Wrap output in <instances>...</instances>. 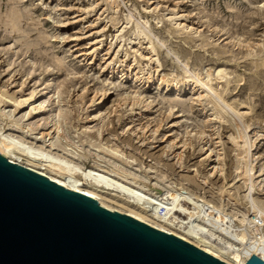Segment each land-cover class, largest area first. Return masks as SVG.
Returning <instances> with one entry per match:
<instances>
[{
  "label": "rangeland",
  "instance_id": "1",
  "mask_svg": "<svg viewBox=\"0 0 264 264\" xmlns=\"http://www.w3.org/2000/svg\"><path fill=\"white\" fill-rule=\"evenodd\" d=\"M150 44L158 59L136 50ZM205 84L222 94L231 123L201 98ZM0 90L22 101L0 104L1 133H53L62 107L53 153L177 187L178 207L207 202L231 226L253 222L250 241L264 236V0H0ZM32 105L43 108L29 115ZM246 149L249 177L237 161Z\"/></svg>",
  "mask_w": 264,
  "mask_h": 264
},
{
  "label": "water",
  "instance_id": "2",
  "mask_svg": "<svg viewBox=\"0 0 264 264\" xmlns=\"http://www.w3.org/2000/svg\"><path fill=\"white\" fill-rule=\"evenodd\" d=\"M240 264H264V242ZM0 264H228L0 152Z\"/></svg>",
  "mask_w": 264,
  "mask_h": 264
},
{
  "label": "bare ground",
  "instance_id": "3",
  "mask_svg": "<svg viewBox=\"0 0 264 264\" xmlns=\"http://www.w3.org/2000/svg\"><path fill=\"white\" fill-rule=\"evenodd\" d=\"M136 50L138 51V53L143 50V52H145L146 54H150L151 59H158L157 57H151V54L153 53V51H155L154 47L151 46V44L149 47L139 46V48ZM219 73H221V71ZM219 73H217V75H219ZM218 78H221V76ZM187 80L189 82V78ZM203 88L200 93V96L201 98L205 97L207 101L216 106L217 109L215 113L218 116L216 118L223 120L225 123H231V121H229L230 118L228 119L227 117L226 109L221 106L222 103L219 105V103L217 102L219 99H221L218 96L222 95L220 93V95H217L219 90L217 91L210 84L203 85ZM45 92H49L48 87ZM8 101L10 104H14V110H18L22 105L21 100L9 95V93L6 91L0 90V104H8ZM42 108V105L33 106L29 112V115L33 114V112L36 110H41ZM59 108L60 112L58 111L59 113L55 115V117L57 116L59 117V119L57 120V117H54L56 119L55 120L52 117V123L53 126H55V130L53 131V133L58 130L55 135H53V133H48L46 135L42 133L40 134L39 138H32V141H28V138L24 140L22 137L17 138L13 137V135H5L0 132L1 154H3L12 162L23 165L27 168H30L31 170L43 174L54 182L70 190L86 194L91 198L96 199L103 207L109 210L128 214L159 230L174 234L228 264H240L237 258L246 247L258 242H264L263 235L260 238L254 237L253 240H249V237H251L249 235L254 234L255 232L252 225L253 222L248 221L244 223V227L241 229H239V227H241L239 224L231 226L228 224L229 217H227L223 212H221L222 210L219 209L220 211H215L213 209H205L207 202H201L199 204L197 203L196 210L187 209L185 207H178V200L182 197L180 194L181 192H177L178 190H175L177 189V187L173 189L174 187L172 188V186L170 187V185L159 184L157 182L156 184H152L154 187L151 188L150 185L146 184V176H143V180L138 178V176L136 177L134 175H132V178H128L129 174L121 167H116L111 171L114 175H111L105 171H100L95 168L85 170L82 168V162L74 161L69 156L63 155L58 149L56 150V152L54 151L53 153V148L57 146V138H61V134L59 131L60 129H62L64 124L67 123L65 120L66 113L63 111L64 109L62 107ZM242 113L244 112L238 113V116L236 115L237 117H239L238 119H241V117L244 116V114ZM232 121L234 122V120ZM233 122L232 124L235 123ZM239 122L240 124H242L241 121ZM239 122L235 124V128H238V130L243 126L242 124V126L240 125V127ZM28 127L29 126L27 125H20L19 129L23 133L26 131L25 129H28ZM244 127L246 128L247 126ZM239 131L241 132V130ZM47 137H49L48 140ZM242 137L245 139V144L243 145H240L236 140H234V142L238 145L241 150L242 148H245L248 141V136L243 134ZM35 140L38 141L35 142ZM51 140L52 142L48 144L47 142ZM101 149L105 151L110 158H113L118 162L122 161L120 159V156L118 155V152L115 149ZM245 152L247 153V155L239 156L241 159L237 161L239 162V166L241 169L245 168L249 177L250 171L252 169L248 160L250 150L246 149ZM210 155L211 153L209 154V156ZM123 179H129V183L124 182ZM156 188H160L161 191L157 193ZM119 192L121 193V196L117 195V193ZM182 195L184 196V194ZM185 196L186 200L188 198V201L190 200L191 203L196 205V203H194L195 200L194 202L191 201V197L189 195L186 194ZM103 199L120 203L128 207L129 210L122 211L121 209H116L106 204ZM254 203L255 201L253 202V204ZM253 204L252 206L254 207L255 205ZM163 206L166 209H164L165 211L161 212L160 207ZM208 206L210 207V205ZM256 207L257 206H255L254 209H259V207ZM249 208L251 207L249 206ZM259 211L261 214H264L261 209H259ZM182 214H185L184 216L190 217L191 219H193V221L185 220L184 218H179V216L181 217ZM240 222L241 221L239 220V223ZM233 228H236V230H234ZM216 231L217 233L220 232L221 235H224L221 238L226 237L224 238V241L218 240V235H215ZM262 233L264 234V232Z\"/></svg>",
  "mask_w": 264,
  "mask_h": 264
}]
</instances>
